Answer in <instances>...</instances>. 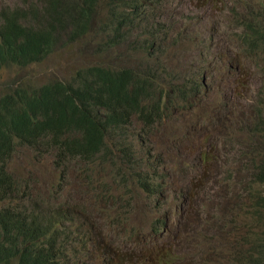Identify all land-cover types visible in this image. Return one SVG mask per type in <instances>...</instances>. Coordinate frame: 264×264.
<instances>
[{"label": "rangeland", "instance_id": "obj_1", "mask_svg": "<svg viewBox=\"0 0 264 264\" xmlns=\"http://www.w3.org/2000/svg\"><path fill=\"white\" fill-rule=\"evenodd\" d=\"M162 3L100 0L85 35L68 37L65 33L54 52L31 66L33 69L14 65L0 72V97L14 79L42 85L76 76L100 61L91 49L98 39L111 34L113 13H126L131 23L123 31L137 18L131 38L113 43L101 55V62L116 71H130L154 85L155 102L162 106L157 122L148 123L134 115L131 125H126L131 129L123 141L135 149L142 147L141 154L136 156L133 151L131 158L117 152L119 157L114 162L102 158L72 160L62 171L54 154L41 156L32 149L20 148L12 169L31 196L18 203L30 211L50 210L65 217L73 212L70 194L81 198L89 195L79 212L99 234L105 217L93 205L95 197L90 194L95 195L97 208L106 215L104 234L117 233L114 240L104 243L106 250L120 246L124 226L149 234L162 223L159 234L167 220L171 232L156 237L160 246L154 238L133 234L138 246L150 254L138 264H200L198 258L206 259L205 264H237L243 253H251L246 259L253 262L261 249L264 260V184L258 179L264 158L254 155L264 142V39L254 51L242 39L244 33L252 32L242 26L250 16L249 10H260L254 24L264 20V0ZM37 5L45 9L47 1L0 0V8L29 10L37 9ZM186 28L194 36H180ZM148 33L155 34L157 41L153 48L149 45L143 49ZM233 54L240 58H226ZM186 88L191 104L183 111L185 99L180 90ZM196 120L204 130L194 137L196 131H201L198 128L192 132ZM254 127L259 130L257 134L251 132ZM117 140L111 138L108 143L113 147ZM142 181L159 192L153 190L152 195L145 191ZM174 187L192 206L181 200ZM187 214L195 217L183 219ZM61 228L67 232L78 229L74 222L63 223ZM221 231L219 237L210 235ZM72 241L70 237L67 242L66 262L125 263L109 258L87 260L81 252L83 242L75 240L73 245ZM128 241L126 261L134 264L136 257L146 253L137 249L130 238ZM123 247L115 253H123Z\"/></svg>", "mask_w": 264, "mask_h": 264}, {"label": "trees", "instance_id": "obj_2", "mask_svg": "<svg viewBox=\"0 0 264 264\" xmlns=\"http://www.w3.org/2000/svg\"><path fill=\"white\" fill-rule=\"evenodd\" d=\"M99 1L49 0L45 9L39 5L37 9L29 10L9 6L0 8V72L14 65L24 69L42 63L54 52L65 33L68 37L69 34L73 37L85 35L91 27ZM158 1L163 4L162 0ZM259 11L252 8L249 18L242 21L245 29L252 30L250 34L244 33L242 39L249 42L253 51L264 39V20L253 23ZM113 17L111 34L102 36L91 49L100 61L90 64L76 76H68L65 81L55 80L42 85L16 79L10 82L11 85L0 97V160L6 157L7 162H12L20 148L34 149L31 127L34 124L43 126V119L62 122V126L75 133L78 137L75 153L80 160L102 158L106 162H114L119 157L117 152L126 158H131L133 151L136 156L141 154L142 147L135 149L123 141L131 129L126 125H131L134 115L148 123L157 122L162 106L155 102L154 85L140 88L129 96L127 86L134 78L142 85L145 83L130 71L121 72L103 66L101 55L107 53L113 43L129 40L132 29L137 26L136 18L123 31L131 23L127 14L114 12ZM184 33L180 36L190 35L187 31ZM156 41L155 34L148 33L142 48L148 49L149 45L153 48ZM180 93L188 99L187 89L180 90ZM105 105L106 111H100ZM258 131L257 127L251 130L252 134ZM144 133L149 135L146 131ZM111 138L118 139L113 147L108 143ZM3 171L5 179L9 180L10 171L6 168ZM258 179L264 184V169ZM142 185L147 187L145 182ZM19 200L24 198L12 197L9 210L20 218L28 215V210L24 204L18 203ZM0 264L21 263L18 255L10 252L0 258Z\"/></svg>", "mask_w": 264, "mask_h": 264}, {"label": "clouds", "instance_id": "obj_3", "mask_svg": "<svg viewBox=\"0 0 264 264\" xmlns=\"http://www.w3.org/2000/svg\"><path fill=\"white\" fill-rule=\"evenodd\" d=\"M46 1L48 2L49 0ZM185 31L190 33V35H188L189 37L194 36L193 31L190 30L189 28L183 30V32ZM262 41L263 39L257 45H260ZM234 55H238V54L227 55L226 58L232 59ZM135 76L139 80L143 81L145 85L140 84L134 78L127 86V90H129L128 92L129 96H132L136 90L151 85L150 83H146L145 80L140 79L136 74ZM132 82L135 84L131 85ZM186 89L189 91L188 88ZM223 103L225 105L231 104V103L226 104L225 102ZM190 104L191 101H190V91H189L188 99L187 100L185 99V107L182 110L185 111L187 105ZM100 111L102 112L106 111V105L101 106ZM42 122H43V126L39 124H34L31 127L33 132L31 139L34 142V149L32 150L36 151L41 156H44L45 154H54L56 156V161L58 163V169L62 171L67 163L71 162L72 160H80L76 158V153H75L76 141L78 140V137L75 135V133L72 132L70 129L62 126L61 125L62 122H59L57 120L53 121V120L43 119ZM195 125L196 127L192 129V132L194 133L193 130L198 128L199 129L201 128V131L200 132L196 131V133H194V137L195 135L198 134L200 135V133L204 130V127H201L197 120ZM225 128H231V127L226 126ZM211 129L220 130L221 128L217 129L211 127ZM236 136L238 137L240 136V134L238 133V135ZM254 155L264 158V142L258 148V151H256ZM184 157L187 158L185 155ZM13 160L12 162H7L6 157L0 160V258L2 256L9 255V253L11 252L12 254L15 253L18 255L21 264H72L71 261L66 262L67 249H68L67 242L69 238L72 237L73 241L71 244L73 245L75 240H78V243L83 242L84 248L81 249V252L85 254L87 260H90L93 257H95L96 259H104V258H109L110 260L120 259L125 261L124 264H128L126 261L128 259V257L126 256V247L128 246V242H129L128 239L130 238V240L133 242L134 246L137 249L143 250L146 253L145 255L138 256L135 258L134 264H138V262L142 258L148 257L150 256V254L144 248L138 246V244L132 237L134 233H139L144 236L154 238L156 242H157L156 237L159 234L161 237L170 235L171 226L167 220L164 221V228L162 229V231L159 232V234L157 233V231H159V227L161 226L162 223L156 224L155 231L149 234H143L138 231H131L128 230L126 226H124L122 228V241L120 246L113 248L112 250H106L103 247L104 243L114 240L116 238L117 233L115 231H108L107 234H104L103 230L106 224V215L104 214L103 211L97 208L96 206L97 197L93 194L90 195L95 197V202L93 203L94 207L99 212H101L105 217V221L102 224V229L99 234L94 233V228L90 224L89 220L87 218H84L79 212L80 204L85 203L86 198L89 195L84 198H81V196L75 197V195L70 194L68 200L71 201L73 212L71 215H66L65 217L57 215V213H52L50 210L43 211L42 209H34L32 211L28 210L27 212L28 215H24L20 218L16 217L12 215L9 210L10 199L14 196L15 197L20 196L23 197L24 200H26L28 197L31 196V191L27 190L22 185L21 181H19L18 178L16 177V174L12 169ZM3 168H6L8 171H10L11 175L9 180L5 179ZM263 169H264V162L259 169L258 177L261 175ZM144 190L151 193L152 195H155L154 194L155 191L153 190L159 192V190L156 188L150 190L148 184L147 187H144ZM174 191L179 193L175 189V187H174ZM179 195L182 201L187 202V200L182 198L181 193H179ZM262 200L264 201V198ZM187 204L189 203L187 202ZM188 216L195 217L187 214L183 217V219ZM183 219L176 225V228L183 221ZM66 222H74L77 225L78 228L77 231L67 232L64 229H62L61 227L63 226V223ZM166 227L167 229H165ZM164 229L165 231L161 235ZM223 231L219 232L218 235H214V234H210V235L219 237ZM81 232H83L82 235ZM87 240L88 243H86ZM121 247L124 248V251L120 255H117V253H115V250H118ZM258 252L260 255L253 262H248L246 259L247 256H251V253H243L241 255L243 259L239 260L237 264H264V260L261 255L262 249L259 250ZM182 256L183 255H180L177 258ZM80 262L81 261L79 260L77 264H80ZM196 262L200 264H205L207 263V260L198 258ZM157 264H164V263L157 261Z\"/></svg>", "mask_w": 264, "mask_h": 264}]
</instances>
